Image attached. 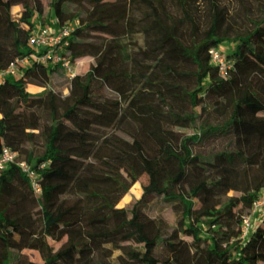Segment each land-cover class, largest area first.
Returning a JSON list of instances; mask_svg holds the SVG:
<instances>
[{
    "label": "trees",
    "instance_id": "trees-1",
    "mask_svg": "<svg viewBox=\"0 0 264 264\" xmlns=\"http://www.w3.org/2000/svg\"><path fill=\"white\" fill-rule=\"evenodd\" d=\"M17 1L0 0L2 68L33 53L36 23L75 20L64 53L94 64L70 77L36 62L0 92V143L42 187L17 164L0 171V264H264V218L243 237L264 189V132L237 142L241 111L264 118V1L48 0L39 15ZM225 43L228 75L210 53ZM58 75L68 91L46 106L29 86ZM141 135L163 153L144 172ZM130 177L146 187L121 206ZM171 205L183 220L167 218Z\"/></svg>",
    "mask_w": 264,
    "mask_h": 264
},
{
    "label": "built area",
    "instance_id": "built-area-1",
    "mask_svg": "<svg viewBox=\"0 0 264 264\" xmlns=\"http://www.w3.org/2000/svg\"><path fill=\"white\" fill-rule=\"evenodd\" d=\"M59 22V20H55ZM79 23L78 20L66 22L64 24L46 25L36 23L32 28L29 43L33 48V53L24 58H9L4 68L0 66V92L5 87L8 77H19L23 73L25 66L33 65L36 62L43 64H60L66 74L74 77L77 74L78 64L74 62L71 56L64 53L70 45L68 37ZM57 30L60 33L57 35ZM212 62L216 64L224 75L234 71L233 61L229 58L226 48L222 46L213 47L210 50ZM10 164H17L26 172L38 194L42 193V187L37 179V172L32 164L27 160H19L18 151L12 147L0 143V171L7 168ZM259 212V218H264V189L261 191L259 199L255 202L252 212L246 216L243 224V237H246L254 228L256 220L252 224V216Z\"/></svg>",
    "mask_w": 264,
    "mask_h": 264
},
{
    "label": "rangeland",
    "instance_id": "rangeland-1",
    "mask_svg": "<svg viewBox=\"0 0 264 264\" xmlns=\"http://www.w3.org/2000/svg\"><path fill=\"white\" fill-rule=\"evenodd\" d=\"M37 5V15H39V10L42 6H47L48 0H34ZM225 1V0H224ZM256 3L258 0H250ZM264 1V0H263ZM20 4L17 0H15L14 10L18 9ZM238 24L245 22L243 15H238L235 17ZM60 33L57 30V35ZM224 48H232L233 45L225 43L223 45ZM94 60L92 58L89 59H81L78 65L80 72H85L86 70L93 67ZM44 81V80H43ZM45 82V81H44ZM29 89L37 94H43L37 97L38 100H41L46 106L51 104H59L60 97L63 93L68 91L67 79L64 76L58 75L52 81H50L47 86H41L38 84H31ZM2 97L0 96V116L3 115V108H2ZM111 117L115 118L114 115L108 114ZM46 123V122H45ZM47 125V124H46ZM45 125V126H46ZM237 128H238V135H237V142L238 147L243 149L246 147L248 140L251 137V134L255 130H261L264 132V118L259 116H247L243 111L238 114L237 117ZM133 153L138 160V164L142 171H149L156 166V164L161 160L163 153L162 151L156 149L154 145L143 135L139 136L136 144L133 148ZM131 179V188L129 192L123 197L120 202L121 206L131 205L138 197L141 196L143 190L145 189V184L142 180L135 179L130 177ZM230 196H235V193H230ZM260 213H255L252 216V224L259 220L257 215ZM167 218L173 221L183 220L185 213L181 210L180 207L177 205H171L166 214ZM25 252L28 255L35 259L41 260L42 259V252L38 246L32 245L29 246ZM7 263V261H6Z\"/></svg>",
    "mask_w": 264,
    "mask_h": 264
}]
</instances>
